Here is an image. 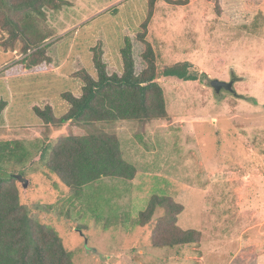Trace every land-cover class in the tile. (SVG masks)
I'll return each mask as SVG.
<instances>
[{
    "label": "rangeland",
    "instance_id": "obj_1",
    "mask_svg": "<svg viewBox=\"0 0 264 264\" xmlns=\"http://www.w3.org/2000/svg\"><path fill=\"white\" fill-rule=\"evenodd\" d=\"M68 1L72 7L50 11L48 19L22 20L33 42L62 38L59 51H50L55 64L30 69L26 58L32 51L12 53L0 45V102L8 103L0 142L36 148L25 167L8 168L30 181L26 190L17 182L22 204L57 232L73 264H264V0L240 12L231 7L242 0H218L219 12L215 0L183 6L156 0L146 40L159 67L190 62L200 79L161 81L170 119L146 125L142 140L137 123L97 125V131L119 135L137 175L104 177L79 192L47 171L37 150L50 138L93 129L41 126L33 108L51 104L56 117L66 114L61 95L80 96L83 84L74 74L81 69L96 78L91 51L99 42L109 74H122L126 36L136 73L146 68L145 45L136 36L150 0ZM6 38L0 31V43ZM215 80L233 82L235 93L216 94ZM155 196L183 206L178 226L199 232V245L153 248V226L139 221ZM163 215L159 208L154 222ZM84 237L101 256L87 252Z\"/></svg>",
    "mask_w": 264,
    "mask_h": 264
},
{
    "label": "trees",
    "instance_id": "obj_2",
    "mask_svg": "<svg viewBox=\"0 0 264 264\" xmlns=\"http://www.w3.org/2000/svg\"><path fill=\"white\" fill-rule=\"evenodd\" d=\"M166 2L179 6L189 3L188 0ZM155 3L156 0L149 1L147 18L140 25L136 36L145 45L142 58L146 68L136 73L133 44L131 38L126 36L120 50L122 74H109L99 42V46L91 51L96 78L86 69H81L74 74V78L83 84L80 96L71 92L61 95L69 106L67 113L56 117L51 104L44 108H33L35 115L42 121L41 126L93 129V132L85 135L69 134L56 140L50 138L42 142V148L37 150L39 163L72 192H79L86 185L104 177L133 180L137 175L136 167L124 158L119 135L97 131V125L137 123L143 132L141 136L140 133L136 136L142 140L146 125L170 119L161 81L173 78L182 82H196L200 79L199 70L190 62L159 67L155 50L146 40ZM215 3L219 12L220 3L218 0ZM72 6L73 3L68 0H0V31L7 36L0 43L1 47L12 53L18 48L24 55L32 51L26 58L30 69L44 63L55 64L56 60L50 56V51L53 47L54 52L55 49L59 51L56 44L62 38L33 42L22 26V20L32 15L45 20L49 17L48 12ZM5 78L9 79L10 76ZM7 105L5 101L0 102V123ZM31 148L33 146L27 147L22 141L0 142V264H73L57 232L37 221L22 204L17 175L8 170L9 167H25L32 153H36V148ZM2 172L6 175H2ZM159 208L164 210V215L154 222V215ZM182 211L183 206L171 198L155 196L150 200L147 209L140 214L139 223L143 227L153 226V248L200 244L199 232L183 230L178 226V216Z\"/></svg>",
    "mask_w": 264,
    "mask_h": 264
},
{
    "label": "water",
    "instance_id": "obj_3",
    "mask_svg": "<svg viewBox=\"0 0 264 264\" xmlns=\"http://www.w3.org/2000/svg\"><path fill=\"white\" fill-rule=\"evenodd\" d=\"M212 87L214 88L216 94H220L223 89H226L232 93H235L233 90V82H225V81H221V80H215L212 83ZM16 177H17L18 182L21 183L23 189L26 190L28 188V186L30 185V181L23 176H16ZM84 238H85V248H86L87 252H89V253L92 252L98 256H101V254L96 249L89 247V240L86 237H84Z\"/></svg>",
    "mask_w": 264,
    "mask_h": 264
},
{
    "label": "crops",
    "instance_id": "obj_4",
    "mask_svg": "<svg viewBox=\"0 0 264 264\" xmlns=\"http://www.w3.org/2000/svg\"><path fill=\"white\" fill-rule=\"evenodd\" d=\"M257 1H260V0H254V1H251V0H242L241 1L242 3L236 4L234 7H231V9L234 10V11H239L240 12V11H243V10L248 9L251 6V4L254 5V6H259V5H256L258 3ZM222 2H223V0H222ZM252 8H254V7H252ZM230 17L231 16L229 15L228 20H230Z\"/></svg>",
    "mask_w": 264,
    "mask_h": 264
}]
</instances>
